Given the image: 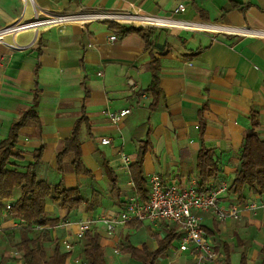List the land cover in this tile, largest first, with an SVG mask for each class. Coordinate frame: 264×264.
<instances>
[{
  "label": "crops",
  "instance_id": "0c3cea01",
  "mask_svg": "<svg viewBox=\"0 0 264 264\" xmlns=\"http://www.w3.org/2000/svg\"><path fill=\"white\" fill-rule=\"evenodd\" d=\"M180 4L186 10L175 14ZM128 28L134 31L123 35ZM242 29H249L245 36L236 34ZM155 71L153 95L146 91ZM35 100L39 122L29 120L20 130L14 154L30 163L43 149L39 178L79 188L87 197L74 211L47 201L46 213L61 220L52 238H70L78 223L118 216L131 199L145 202L129 180L143 144L147 183L158 175L179 187H230L253 122L264 140V0H0V143ZM124 109L131 114L114 125L108 115ZM80 118L78 176L73 153L61 170L57 156ZM202 147L214 154L219 170L203 187L196 171ZM124 156L131 159L128 168ZM248 202L264 206V195L247 188L242 200L230 191L221 199L222 206L242 211L239 221L202 215L217 264H264V208L254 215L245 210ZM8 215H0L2 235L21 225L4 221ZM94 230L101 239L114 237L101 224ZM179 243L180 237L160 264H193L187 254H174Z\"/></svg>",
  "mask_w": 264,
  "mask_h": 264
},
{
  "label": "trees",
  "instance_id": "16d2710c",
  "mask_svg": "<svg viewBox=\"0 0 264 264\" xmlns=\"http://www.w3.org/2000/svg\"><path fill=\"white\" fill-rule=\"evenodd\" d=\"M133 31L134 28H128L123 35ZM155 79H157V71L154 72L152 86L146 91L153 95L157 93ZM36 107L37 100L12 124L8 138L0 143V215L7 210L10 201L14 200L10 206L9 216L13 220L22 222L17 232H11V235L6 232L3 240L19 236V242L15 246L23 253L18 261L21 264H69L70 254L63 251L58 237H51V229L58 226L61 220L59 217L47 214L45 206L47 201L51 200L58 209L78 210L85 203L83 191L79 188L66 189L63 182L53 185L48 180L39 178L37 168L41 164L43 149L34 153V160L30 163H24L14 154L20 130L29 120L35 124L39 122ZM84 121L85 118L76 121L70 139L66 141L64 149L57 156L58 168L61 170L65 158L73 153L72 164L78 176L83 170L79 135ZM257 125V122H253V128L245 133L237 172L229 189L239 197V200H242L247 188L255 194L264 195V140L254 132ZM147 149V144L140 146L137 158L130 167L129 175V180L134 184V196L141 201H147L149 195L148 183L143 171ZM107 171L114 185L116 180L113 179L112 172ZM196 171L202 187L218 175V164L214 154L204 147L198 156ZM36 227H43V229L37 231ZM179 237L181 234L176 229L164 227L159 234L151 235L156 243V249L152 241L142 243L141 248L131 244L130 241L129 245L122 249V254L129 256L138 264H160L163 259L170 257L171 247ZM76 246L74 257L78 258L81 264L110 263L109 255L101 245V236L98 231L88 232ZM50 248L51 252L48 253ZM214 248L217 251V247L214 246ZM262 253L264 255V249ZM243 258L244 255L242 260ZM0 264H17V261L10 262L1 256Z\"/></svg>",
  "mask_w": 264,
  "mask_h": 264
},
{
  "label": "built area",
  "instance_id": "2783aa9c",
  "mask_svg": "<svg viewBox=\"0 0 264 264\" xmlns=\"http://www.w3.org/2000/svg\"><path fill=\"white\" fill-rule=\"evenodd\" d=\"M185 10V5L180 4L174 13H183ZM152 23L144 24L151 26ZM110 40L114 42L116 37H110ZM128 86L131 91H135L137 88V84L132 79L128 80ZM142 98H146V96L142 95ZM130 114V109H124L110 113L108 117L114 125H119ZM101 143L109 146L111 140L103 139ZM123 159L125 167H130L131 159L126 156ZM229 189L230 187L226 183L199 188L193 182L190 186L179 187L176 184H166L160 176L152 175L148 181L147 201L140 202L131 199L125 203L123 211L118 216L99 217L95 220L78 223L77 232L70 238L61 241L62 249L65 253H73L77 243L100 224L106 228L107 235L113 237L119 227L129 223H147L151 226L166 223L176 226L181 233L179 247L174 251L175 255L187 254L193 264H217L218 253L204 229L202 215L211 214L219 222L239 221L242 218V211L237 206L224 207L221 205V199L229 193ZM10 206L8 205V212ZM261 208L264 206L256 202H248L245 205V210L254 215ZM65 226L70 227L72 224L66 223ZM42 229L43 227H36V230ZM12 256V258L21 259L23 253L16 252Z\"/></svg>",
  "mask_w": 264,
  "mask_h": 264
},
{
  "label": "rangeland",
  "instance_id": "374dc122",
  "mask_svg": "<svg viewBox=\"0 0 264 264\" xmlns=\"http://www.w3.org/2000/svg\"><path fill=\"white\" fill-rule=\"evenodd\" d=\"M65 164L68 167V164L67 163H65ZM52 184L54 185L55 182L52 181ZM85 197H86V195H85ZM86 199H87V197H86ZM3 212H8V211L5 210ZM104 212H107V210ZM101 214L105 215L104 213H101ZM103 217H106V216H103ZM1 219H0V221H1ZM3 219H4V221L9 220L10 216L9 215L4 216ZM95 219L96 218H93L92 220H95ZM164 227H168L169 229H176L177 230V228H175L173 225L168 226V225L163 224V223L158 224L156 228L155 227H145V226L137 224V223H131V224L119 229L117 231L116 235L112 239H108V238L101 239V245L107 251L109 258H110L109 264H138V263L134 262L129 256L122 254V249L124 247H126L127 245H129L130 241H131V244H134V245L140 247L141 243L146 242V241H150V239H153V238H151V235L152 234H159L160 229L164 228ZM37 231H39V230H37ZM101 232H104L103 229ZM1 233H2V231L0 230V258H1V256H3L7 260H9L10 262L20 261L19 259L12 258L13 253L22 252L15 246L16 243L19 242V236H14L11 239L8 238L7 240H3L6 233H4L3 235ZM7 233H10V235H11V232H7ZM51 237H52V235H51ZM105 239H107V240H105ZM76 250H77V246L74 249L73 253L70 254V258L68 259L69 264H81V261L78 258L74 257ZM50 252H51V248L49 249L48 253H50Z\"/></svg>",
  "mask_w": 264,
  "mask_h": 264
},
{
  "label": "bare ground",
  "instance_id": "6f19581e",
  "mask_svg": "<svg viewBox=\"0 0 264 264\" xmlns=\"http://www.w3.org/2000/svg\"><path fill=\"white\" fill-rule=\"evenodd\" d=\"M132 19H133V18H132ZM34 29H35V30H38V29H39V21H36V22L34 23ZM247 30H249V29H242V30L236 32V34L241 35V36H245V35H246V34H245V31H247Z\"/></svg>",
  "mask_w": 264,
  "mask_h": 264
}]
</instances>
